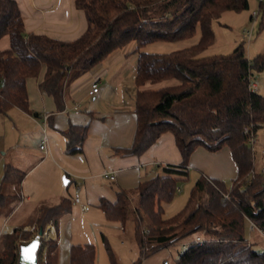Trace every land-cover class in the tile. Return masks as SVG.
Wrapping results in <instances>:
<instances>
[{"label":"trees","instance_id":"1","mask_svg":"<svg viewBox=\"0 0 264 264\" xmlns=\"http://www.w3.org/2000/svg\"><path fill=\"white\" fill-rule=\"evenodd\" d=\"M74 5L84 13L87 28L76 40L63 42L27 34L17 3L0 0V41L8 40V47L0 50V115L13 109L29 113L26 81L38 77L41 70L39 90L62 111L70 78L89 73L111 54L134 43L136 128L132 145L114 152L120 157L140 156L169 132L181 162L164 166L160 175L140 182L133 191L117 192L115 203L101 199L99 210L105 221L124 229L133 217L138 258L132 264H141L187 237L194 238L175 264H264V253L252 250L244 237L246 224L264 232V175L261 168H255L254 150L245 131L251 128L256 133L264 123V96L249 90L253 72H264V54L248 61L238 46L227 56H202L214 41L212 23L224 12L247 10L248 0H74ZM263 8L261 4L258 12ZM197 30L199 38L188 48L167 54L141 51L151 44L191 39ZM169 81L175 84L144 89ZM86 135V127L70 125L64 133L66 152L81 153ZM197 147L211 153L226 148L236 167L235 177L227 186L200 176L186 207L164 219L162 205L187 181L189 159ZM23 177L21 171L4 165L0 210L9 198L4 187L20 185ZM131 199L136 201L134 207ZM69 210V199L40 208L35 218L38 230L43 231L48 222L56 226ZM19 230L2 237L6 240L4 245L0 243V264L18 263L15 242ZM25 234L28 239L31 232ZM56 250L57 244L49 243L45 264H57ZM106 250L110 264H116L108 245ZM95 262L92 244L69 247L68 264Z\"/></svg>","mask_w":264,"mask_h":264},{"label":"crops","instance_id":"2","mask_svg":"<svg viewBox=\"0 0 264 264\" xmlns=\"http://www.w3.org/2000/svg\"><path fill=\"white\" fill-rule=\"evenodd\" d=\"M14 1L19 8L27 34L71 42L79 38L87 28L84 13L75 7L74 0ZM0 42H3L0 50L8 47L6 37ZM127 54L125 48L116 51L104 61L105 64H99L89 73L76 79L70 78L65 85L62 111L57 110L51 97L39 90L38 84L44 75L41 70L38 77L26 81L29 113H36L37 116L18 109L0 115L8 118V114H12L17 122L18 133L31 124L34 125L38 128V137L42 116L48 115L46 153L39 150L41 141L39 137L35 149L39 157H34L32 166H25L30 163L32 154L18 149L16 143L11 144L3 153L5 157L10 155L5 165L24 171V177L20 184L23 201L14 205L6 200L5 206L0 210V237L13 229L32 233L37 227L35 218L40 208L53 207L63 199H69V212L58 219L56 226L53 222H48L41 239V241H55L56 259L59 250V263L68 264V251L71 245L90 244L86 236H83L82 244L71 242L70 237L62 242L60 235L64 230L69 233L73 216H81L87 226L98 229L102 226V221H105L99 210L101 199L115 203L117 192L133 191L140 182L160 175L164 166L180 164V153L173 135L169 132L162 134L156 143L140 156L120 157L114 152L116 149L129 148L132 145L136 128L134 114L137 92L134 85L136 64L128 73L127 63H124ZM114 67L116 70L111 72ZM92 83H97L99 90L89 96L88 91ZM162 84L164 83L157 84V86L161 85L158 88L162 87ZM150 86L155 85H146L144 89H154L147 88ZM260 86L262 90V85ZM70 125L87 128L81 153L75 155L66 152L64 133ZM11 133L12 137L16 136V133ZM187 168L188 175H195L196 180L203 176L224 183L227 181L231 183L236 172L235 164L226 148L211 153L197 147L191 154ZM105 173L113 174L114 179L104 178ZM61 178L65 179L64 184ZM75 186L80 187L81 205L73 203ZM83 206H87L88 210L83 211ZM30 210L31 218H28ZM103 225L109 226L106 223ZM7 228L10 230L6 231ZM91 233L93 234L92 231ZM37 234L32 236V239ZM95 264H98L97 260Z\"/></svg>","mask_w":264,"mask_h":264},{"label":"rangeland","instance_id":"3","mask_svg":"<svg viewBox=\"0 0 264 264\" xmlns=\"http://www.w3.org/2000/svg\"><path fill=\"white\" fill-rule=\"evenodd\" d=\"M248 9L240 12H224L216 21L212 23V30L214 33L213 43L203 51L202 56H227L232 53V51L238 47L242 46L244 50L245 57L248 61H251L255 56L259 54H264V8L259 10L258 0H248ZM253 12H258L256 21H252L251 14ZM251 30L250 38L244 37L242 31L244 29ZM199 38V32L195 33V36L191 39L178 41V42H168V43H156L148 45L146 48L142 49V52L149 54H167L173 51L182 50L193 45ZM3 42H0V47ZM135 44L131 43L125 47V51L128 52L125 55L126 59L124 63H127L126 70L129 73L131 68L133 69L136 64L137 54L134 52ZM105 62H102V65ZM116 67L112 68L111 72L115 71ZM111 75V74H110ZM112 79V75L110 76ZM260 85L261 88L258 90L259 94L264 96V72H253V80ZM175 84V81H169L162 86ZM161 85L150 86L147 88H158ZM84 109H82L83 111ZM17 122L13 118L12 114H8V118L0 116V180L3 176L4 165L8 162L10 155L5 157L3 153L11 146V144H18L20 150H26L28 153L32 154L30 157V163L25 166H32L34 157H39L36 155V147L38 146L39 137H42L41 129L39 130L40 136L38 137V128L34 125H30L19 133L16 126ZM262 128L256 132L258 143L254 147V164L255 168L259 169L263 167L264 164V123L261 124ZM16 133V136L12 137V133ZM19 150V151H20ZM39 159V158H38ZM24 172V171H23ZM22 172V173H23ZM64 184V179L61 178ZM196 182L195 175L188 176L187 181L182 182L178 185L177 191L173 199L167 203L163 204V214L164 219L172 218L173 216L179 214L187 205L190 192ZM226 185L229 186L230 183L227 181ZM3 193L10 194L12 198H7V201H11L14 205H18L20 201H23V193L20 185L5 186ZM22 194V195H21ZM133 200V199H131ZM130 202L131 206H135L134 202ZM31 215V210L29 211V217ZM73 220V221H72ZM72 223L69 227V233L67 230L62 231L63 237L62 242L72 239L71 242H83V236H86L88 242L92 244L96 249V260L98 264H110L109 254L106 250L108 245L116 264H132L138 258L137 248L133 241V217L131 216L129 220L125 223L124 229L121 230L120 225L117 223H110L102 221V226L97 229L94 226H87L85 220L81 216H76L71 219ZM84 221V222H83ZM106 223L109 226H104ZM250 225H245L244 237L247 243L250 245L251 249L258 252L264 253V232L257 230L256 228L250 229ZM14 230V229H13ZM13 230L5 234L2 237H10ZM93 232V234L91 233ZM123 231V232H122ZM44 232V231H43ZM28 231L19 230L17 233V240L15 242V252L18 253L19 246L28 243L32 236L38 233V226L35 227L28 239H24ZM100 233V234H99ZM103 234V237H102ZM194 237H187L175 244L159 251L158 253L148 257L141 264H175V260L178 255L184 251L185 246L188 242L192 241ZM6 239L0 240V243L4 245ZM55 241L42 240L40 248L37 254V264H45L47 249L49 243H54ZM0 244V245H1ZM82 244V243H81ZM0 246V248L2 247ZM60 253L58 250L57 263L60 264Z\"/></svg>","mask_w":264,"mask_h":264},{"label":"built area","instance_id":"4","mask_svg":"<svg viewBox=\"0 0 264 264\" xmlns=\"http://www.w3.org/2000/svg\"><path fill=\"white\" fill-rule=\"evenodd\" d=\"M258 2H259V5L264 4V0H258ZM257 15H258V12H253L251 14V20L252 21H256ZM242 34H243L244 37L250 38V36H251V30L247 29V27H246V29H244L242 31ZM260 88H261V86H260L259 83L255 82V81H251L250 82L249 90L251 92H258V90ZM98 90L99 89H98L97 83H92L90 85V90L88 91V95L89 96L94 95V94H96L98 92ZM42 117H43V120L40 123V129H41L42 137H41V141H40V145H39V150L44 151V153H46L47 140H48L47 132H46V127H47L46 120L48 118V115L47 114H43ZM250 129L251 128H246L245 131L248 133V144L254 150L255 145L258 143V139H257L256 133L252 132ZM260 173L262 175H264V167H262L260 169ZM103 177L106 178V179H109V180H113L114 179V175L113 174L111 175V174H106L105 173L103 175ZM73 203L74 204L81 205L80 187L79 186H75L74 187V191H73ZM82 210L83 211H87L88 210V207L87 206H83L82 207ZM250 229H252V228H250ZM195 240L199 242L200 239L198 237H196Z\"/></svg>","mask_w":264,"mask_h":264},{"label":"water","instance_id":"5","mask_svg":"<svg viewBox=\"0 0 264 264\" xmlns=\"http://www.w3.org/2000/svg\"><path fill=\"white\" fill-rule=\"evenodd\" d=\"M42 238L43 231L39 230L36 237L31 239L28 243L19 246V260L17 264H37V254Z\"/></svg>","mask_w":264,"mask_h":264},{"label":"bare ground","instance_id":"6","mask_svg":"<svg viewBox=\"0 0 264 264\" xmlns=\"http://www.w3.org/2000/svg\"><path fill=\"white\" fill-rule=\"evenodd\" d=\"M23 264H25V263H23Z\"/></svg>","mask_w":264,"mask_h":264}]
</instances>
